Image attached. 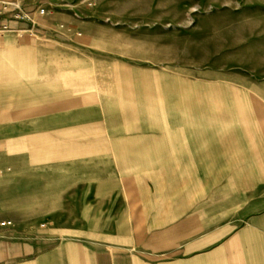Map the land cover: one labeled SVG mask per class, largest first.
<instances>
[{"label":"rangeland","instance_id":"obj_1","mask_svg":"<svg viewBox=\"0 0 264 264\" xmlns=\"http://www.w3.org/2000/svg\"><path fill=\"white\" fill-rule=\"evenodd\" d=\"M46 1L0 39V226L124 244L264 211V0Z\"/></svg>","mask_w":264,"mask_h":264},{"label":"crops","instance_id":"obj_2","mask_svg":"<svg viewBox=\"0 0 264 264\" xmlns=\"http://www.w3.org/2000/svg\"><path fill=\"white\" fill-rule=\"evenodd\" d=\"M48 4L52 2L0 0V39L35 38L38 18L55 16L39 13L38 7ZM230 205L204 207L202 235L195 236L197 228L193 233L167 229L124 244L117 238L120 232L115 235L103 229L88 236L58 235L47 223L15 222L14 227L0 226V264H264V211L240 226L236 222L250 213L249 208ZM197 213L204 215V211Z\"/></svg>","mask_w":264,"mask_h":264},{"label":"built area","instance_id":"obj_3","mask_svg":"<svg viewBox=\"0 0 264 264\" xmlns=\"http://www.w3.org/2000/svg\"><path fill=\"white\" fill-rule=\"evenodd\" d=\"M39 13L45 16H52L54 14V7H38ZM20 17H23L22 15ZM2 161V155L0 154V162Z\"/></svg>","mask_w":264,"mask_h":264},{"label":"bare ground","instance_id":"obj_4","mask_svg":"<svg viewBox=\"0 0 264 264\" xmlns=\"http://www.w3.org/2000/svg\"><path fill=\"white\" fill-rule=\"evenodd\" d=\"M11 106H12V101H9L7 106H6V105H3L1 100H0V115H2L1 111H4L6 108H10Z\"/></svg>","mask_w":264,"mask_h":264}]
</instances>
